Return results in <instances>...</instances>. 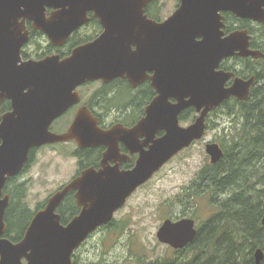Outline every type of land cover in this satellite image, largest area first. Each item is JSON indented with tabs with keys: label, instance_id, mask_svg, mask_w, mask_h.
<instances>
[{
	"label": "water",
	"instance_id": "water-1",
	"mask_svg": "<svg viewBox=\"0 0 264 264\" xmlns=\"http://www.w3.org/2000/svg\"><path fill=\"white\" fill-rule=\"evenodd\" d=\"M152 1L0 0V101L9 98L13 102V112L4 115L0 124V182L5 176H16L35 147L71 140L79 148L112 147L117 138L123 140L142 130L165 132L147 152H140L131 170L105 168L102 162L98 172L87 169L55 192L45 208L33 216L20 242L0 239V264H72L73 251L90 233L107 224L137 188L204 136L205 120L211 111L229 98H248L253 78H236L226 87L233 73L217 69L223 59L232 56L264 59V54L249 49L247 30L224 36L221 14L264 24V0H178L177 9L160 23L144 15L145 6ZM47 7L58 9L49 20L45 18ZM88 11L93 12L103 32L75 48L69 57H47L20 66L11 57L10 39L21 29L16 24L19 18L30 20L34 29L61 45L82 19L86 20ZM153 70L156 79L163 82L158 89L160 95L133 129L118 126L101 130L97 120L81 109L65 133L49 132L53 120L73 104L76 87L124 76L130 81L143 79L145 72ZM167 96L175 104H170ZM188 108H193L197 117L184 128L179 124V114ZM205 152L211 164L223 157L215 143L206 144ZM75 189L81 212L62 225L55 210ZM5 206L6 202L0 203V235L5 230ZM262 209L264 226V203ZM196 233L192 219H167L156 237L174 250H183L194 241ZM263 257L261 249L255 250L254 264H261Z\"/></svg>",
	"mask_w": 264,
	"mask_h": 264
},
{
	"label": "flooded vegetation",
	"instance_id": "flooded-vegetation-1",
	"mask_svg": "<svg viewBox=\"0 0 264 264\" xmlns=\"http://www.w3.org/2000/svg\"><path fill=\"white\" fill-rule=\"evenodd\" d=\"M149 4L150 3H148L144 8V15H146L148 20H152L157 23L162 22V21H158L156 18H153L154 17L153 13L145 12ZM56 10L47 7L45 11L46 20H49L51 15L55 13L54 11ZM225 14H229V13L221 14L223 17V23L225 25L223 29L224 36H227L228 34L237 30H243V29H236L237 28L236 25H234L233 27L234 30L231 29L229 30L228 27L232 28V26L226 23ZM84 17L86 20L82 19V24L74 31H72L70 35L66 38L64 43L61 45L53 44L43 32L34 29L33 24L30 20L19 18L16 24L20 26L21 29L18 32V34L14 35L10 39L11 44L9 45V48L13 50L11 57L17 61L18 66L29 61L38 62L47 57H58L60 60L69 57L71 55V52L75 48L93 41L103 32V28L101 27L100 22L94 17L93 12L88 11L86 13V16ZM235 19L237 20V18ZM249 22H251L253 25H258L256 28L264 26V24L262 23H258V22L256 23L250 20ZM245 30H247V33L250 36L249 49L260 52L261 50H264L260 46L261 42L264 41V38L260 39L258 34H255L253 29L252 30L245 29ZM88 31L89 33H93L97 37L86 43L75 45V43L81 41L77 39L78 36L83 35ZM75 40L78 41L75 42ZM247 60H252L256 64V67H258L259 64H257V62L262 61L264 59H253L252 57L242 58L239 56H232L223 59L217 70H223L225 72L233 73V77L229 80V82H227L226 87L231 86L233 80L236 78L242 79L244 81L253 78L254 79L253 84L250 86L249 89V96H250L251 89L253 88L256 82L255 80L256 77L253 74L254 72H256V70L254 68H249L246 65L245 61ZM221 66H223L226 70L221 68ZM240 72L241 75H239ZM156 77H157L156 71L153 70V71L145 72V78L134 79L133 81H130L128 77L124 76V77L114 78L113 80L107 83L103 82L102 80L85 82L84 84L76 87L73 90V104H71L69 108H67V110H65V112L61 116L53 120V122L49 126L48 129L49 132L56 135L65 133L72 124L76 116V113L78 112V110L81 109L86 110V112H88L93 118L97 120V126L101 130L108 131L118 126H120V128H123L125 130L133 129L141 120H143L146 117V112H145L146 108L160 95L158 89L161 88L160 84L163 82H161L160 79H156ZM17 79L20 78L18 77ZM93 84H99L98 89L92 92L91 94L84 96L80 90L83 88L90 87ZM249 96L245 101L249 99ZM167 99L170 104H175L176 102L170 96H167ZM232 99L237 100L236 98H232ZM191 109L192 108L183 110L179 114V118L182 113H185ZM192 110L195 113V115H197L195 110L194 109ZM12 112H13L12 100L9 98L2 99L0 101V124L2 122V117ZM179 124H180V120H179ZM164 134L165 132L163 130H157L153 133L152 131L142 130L137 135L134 136L131 135L127 138H124L123 140L117 138L114 141V143H112V147H109L108 145H100L95 147L79 148L77 143L74 140H71L69 142L56 143V144H50V145H44L41 147L32 148L29 151L28 161L24 165L23 169L16 176H5L4 181L0 182V203L6 202V206L4 208V213H3V224L5 226V230L0 235V239L8 240L13 244L20 242L23 239L26 229L29 226L33 216L38 211L43 210L47 205V202L51 198L49 197L47 201L44 202L40 208H37L33 214L29 212L27 226L20 237H16L14 240L12 239L10 240V238L7 237L8 222L9 221L13 222L14 212L22 208L19 207L18 205H16L15 207L14 200L16 199V197H21L23 203L25 202L27 198V190H28L27 187H29V185L32 183L34 178L31 177L28 168L34 162V159H36L35 156L40 150L53 148L58 144H65V145L69 144L71 147H73L71 156L72 158L76 159L78 166L74 175L68 182L70 183L74 179L80 177L82 172L87 169H92L98 172L102 168L101 165L102 162L105 163V168L116 169L120 172L131 170L134 167L137 159L139 158L140 152L141 151L147 152L152 146L153 142H156L157 140L162 138ZM123 136L124 135L122 134L121 137ZM68 183L60 187L59 190H61ZM77 194H78V190L76 189L69 191L65 196V198L63 199L62 203L55 210V213L59 217L62 213H64V216L68 220L64 225H66L69 221H71V219L78 216L81 212L82 207H80L77 203V199H76ZM133 194H131V196L126 200L124 206L126 205L127 201L133 196ZM66 199H68L72 204L70 210L65 209V207L63 206L64 201ZM123 207H121L119 210L114 212L112 219L107 224L96 228V230L90 233L85 239V241L73 251L71 256L72 264H78V256L80 250L84 248L86 244H88L91 240H93V238L96 235H98L103 231L109 230L112 227L119 224L120 220L116 219L117 218L116 216H118V214L122 211ZM185 218L188 217L185 215L183 216L180 215L175 219H173L172 221L175 222ZM188 219H192L194 221V227L197 231L196 233V237H197L199 229L196 226V221L193 218H188ZM116 228L119 237H121L122 232L120 230V227H116ZM167 247L174 250L172 247L168 245ZM186 247L183 250H179V251L186 252ZM175 251L179 252L177 250H174L173 252ZM23 263H25V261H23ZM103 264H113V262H111L110 258H106ZM261 264H264V257Z\"/></svg>",
	"mask_w": 264,
	"mask_h": 264
},
{
	"label": "rangeland",
	"instance_id": "rangeland-1",
	"mask_svg": "<svg viewBox=\"0 0 264 264\" xmlns=\"http://www.w3.org/2000/svg\"><path fill=\"white\" fill-rule=\"evenodd\" d=\"M158 6L159 20L164 21L176 10L178 0H158ZM93 35L88 31L77 39ZM98 87L99 84H93L80 91L87 96ZM225 112L226 110H220L210 117L207 115L204 136L173 157L146 184L133 192V196L116 216L120 220L119 224L99 233L86 244L80 250L78 264H103L106 258H110L113 264H158L170 262L174 258L188 257L186 252H173L167 245L160 243L156 233L163 221L173 220L180 215L193 218L200 229L216 213V208L209 204L208 195L192 199L188 195L198 172L210 164L205 145L215 143L227 146L230 141L229 130L231 128L232 131L230 125L233 118ZM196 117L195 113H189L180 120V126L188 127ZM72 150L73 147L69 144H58L37 153L36 159L28 168L34 178L27 187L24 202L30 213L33 214L70 181L78 166L76 159L71 156ZM116 227H120L121 237Z\"/></svg>",
	"mask_w": 264,
	"mask_h": 264
},
{
	"label": "trees",
	"instance_id": "trees-1",
	"mask_svg": "<svg viewBox=\"0 0 264 264\" xmlns=\"http://www.w3.org/2000/svg\"><path fill=\"white\" fill-rule=\"evenodd\" d=\"M145 12L153 13V18L160 21L158 0H153ZM225 16L226 23L232 26L228 27L229 30H234V25L238 24L236 29H253L260 39L264 38V26L255 28L258 25L254 27L249 21L236 20L230 14ZM96 37L75 40L78 41L75 45ZM260 46L264 49V41ZM245 62L256 70L253 73L255 85L247 101L230 98L208 114L210 117L226 110L225 113L233 118L230 141L227 146L220 145L223 157L219 162L208 164L198 172L188 195L191 199L208 195L209 204L216 208V213L202 225L194 242L186 247L189 254L186 259L174 258L158 264H254V251L259 248L264 252V227L261 224L264 203V60L257 62L258 67L252 60ZM189 113L194 114L191 109L182 113L179 120ZM14 205L22 208L14 212L13 222H8L7 237L10 240L23 234L29 215L21 197H16ZM71 205L68 199L64 201L65 209L70 210ZM66 221L62 213L61 224Z\"/></svg>",
	"mask_w": 264,
	"mask_h": 264
},
{
	"label": "bare ground",
	"instance_id": "bare-ground-1",
	"mask_svg": "<svg viewBox=\"0 0 264 264\" xmlns=\"http://www.w3.org/2000/svg\"><path fill=\"white\" fill-rule=\"evenodd\" d=\"M263 205V204H262ZM262 213H263V209H262ZM259 249V248H258ZM202 250V249H201ZM257 250V249H256ZM255 252V251H254ZM253 257H254V253H253Z\"/></svg>",
	"mask_w": 264,
	"mask_h": 264
}]
</instances>
